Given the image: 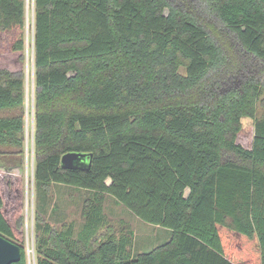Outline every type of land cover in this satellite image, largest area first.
I'll return each mask as SVG.
<instances>
[{
	"label": "trees",
	"instance_id": "1",
	"mask_svg": "<svg viewBox=\"0 0 264 264\" xmlns=\"http://www.w3.org/2000/svg\"><path fill=\"white\" fill-rule=\"evenodd\" d=\"M203 1L223 44L170 0H0V54L25 62L33 28L36 188L90 192L79 230L38 207L32 263L26 69L0 68V234L21 248L13 264H264V0ZM244 117L250 147L237 141ZM72 151L91 167L63 168ZM106 195L171 238L135 254Z\"/></svg>",
	"mask_w": 264,
	"mask_h": 264
},
{
	"label": "rangeland",
	"instance_id": "2",
	"mask_svg": "<svg viewBox=\"0 0 264 264\" xmlns=\"http://www.w3.org/2000/svg\"><path fill=\"white\" fill-rule=\"evenodd\" d=\"M32 0H29L30 9ZM170 2L179 6L180 8L189 11L193 14H198L202 24L206 29L216 38L219 43L223 44L227 39H223L221 22L218 20L210 7L205 4L203 0H170ZM32 22V12H29ZM29 18V19H30ZM30 22V20H29ZM221 30V32H220ZM221 33V34H220ZM11 53L0 54V68H8L10 70L26 69L27 77V107L28 113L26 115V133H27V146L31 152H27L29 157L28 169L25 172V212H26V229H27V254L32 263L35 262L34 253V238H33V216L34 212L38 211V207L46 209L48 221L55 227H60L65 222H74L76 230H79L84 220L81 215L82 205L84 198L90 195L87 190L75 188L68 185L51 184L49 188L42 187L41 190L36 188L34 182V161L32 154L33 146V28L32 24L29 25L27 32V45L25 50V62L21 59V53L17 52L14 55ZM260 79L264 85V73L260 74ZM264 114V106L262 103L258 107V116ZM243 129L237 135V141L246 147H250L251 140L254 134L253 120L250 117H244ZM105 213L110 221V225L114 232L119 236L122 233L133 235L134 238V253L148 252L155 247L166 243L172 236V230L147 223L136 215H134L126 206L119 203L114 197L106 195ZM108 231L104 228L102 233Z\"/></svg>",
	"mask_w": 264,
	"mask_h": 264
},
{
	"label": "water",
	"instance_id": "3",
	"mask_svg": "<svg viewBox=\"0 0 264 264\" xmlns=\"http://www.w3.org/2000/svg\"><path fill=\"white\" fill-rule=\"evenodd\" d=\"M88 156L92 157V154L67 152L61 158V165L65 169L86 170L91 167V161L88 162V167L85 166ZM21 258L20 246L0 234V264H13L20 261Z\"/></svg>",
	"mask_w": 264,
	"mask_h": 264
},
{
	"label": "crops",
	"instance_id": "4",
	"mask_svg": "<svg viewBox=\"0 0 264 264\" xmlns=\"http://www.w3.org/2000/svg\"><path fill=\"white\" fill-rule=\"evenodd\" d=\"M17 52H14V53H11L10 55H14V54H16Z\"/></svg>",
	"mask_w": 264,
	"mask_h": 264
}]
</instances>
